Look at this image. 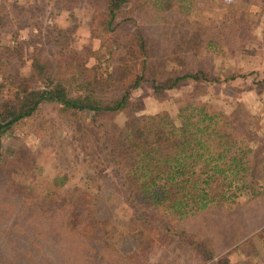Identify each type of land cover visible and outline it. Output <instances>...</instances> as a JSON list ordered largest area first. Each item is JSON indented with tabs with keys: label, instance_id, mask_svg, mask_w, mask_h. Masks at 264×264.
Listing matches in <instances>:
<instances>
[{
	"label": "rangeland",
	"instance_id": "374dc122",
	"mask_svg": "<svg viewBox=\"0 0 264 264\" xmlns=\"http://www.w3.org/2000/svg\"><path fill=\"white\" fill-rule=\"evenodd\" d=\"M106 2L0 0V81L29 76L38 56L71 61L74 54L86 55L85 79L110 71L109 51L101 45L103 33L94 21L105 14ZM233 2L184 0L179 18L161 13L154 18V13L148 16L142 10L129 13L146 36L160 34L157 42L165 46L161 65L153 63L149 69L151 76L163 75L167 69L181 72L188 65L202 68L207 77L187 79L157 94L151 83L143 82L131 90L124 108L103 114L83 112L85 125L58 112L53 103H43L1 136L0 264H76L74 245L85 246L92 237L71 238L61 229L67 227L62 214L52 217L50 200L56 196H48V191L56 182H62L63 190L73 191L79 184L94 193L103 185L98 212L109 218L110 228L116 224L111 233L115 237L108 235V241L124 259L112 257L110 248L104 246L105 251H99L103 259L92 262L89 258L88 264H264V194L250 203L245 191L231 206L226 205L228 212L233 208L230 214L225 208L228 215L224 208L184 219L163 213L155 221L132 225L129 221L137 211L125 202L124 191L105 186L115 184L112 164L104 169L108 180H97L88 169L93 162L103 169L107 159L101 146L117 140V133L132 117L167 114L181 124L183 108L205 103L208 110L223 113L231 127L238 129L251 150L249 166L258 174L257 190L264 189V0L237 5L233 24L228 25L226 9ZM135 4L136 0H128L124 9ZM121 19L117 18V34L129 38L137 25ZM205 30L216 38L215 49L200 46L193 56H184L186 63L168 60L183 33L189 36ZM148 43L156 49L157 43ZM97 51L103 60H98ZM240 121L248 123L251 134L240 131L242 126L236 125ZM6 187L16 191L5 192ZM107 196L112 200L105 202ZM12 231H25L26 237L18 241Z\"/></svg>",
	"mask_w": 264,
	"mask_h": 264
},
{
	"label": "trees",
	"instance_id": "16d2710c",
	"mask_svg": "<svg viewBox=\"0 0 264 264\" xmlns=\"http://www.w3.org/2000/svg\"><path fill=\"white\" fill-rule=\"evenodd\" d=\"M127 1L107 0L105 14L94 20L96 29L103 33L101 45L109 51L106 61L112 67L110 71H101L85 79L82 72L86 55L74 54L70 57L71 61L38 56L29 76L10 78L7 75L6 80L0 81V138L9 128L31 116L43 103H53L58 112L85 125L87 120L83 112L103 114L120 110L129 103L131 90L140 87L143 82L151 83L152 91L157 94L177 88L187 79L197 80L204 75L202 68L187 65L181 72L167 69L163 75L151 76L149 69L153 63L161 65L159 57L162 58V53L166 51L165 46L161 41L157 42L160 34L154 38L146 36L134 15L129 14L142 10L148 16L154 13V18L160 13L174 14L179 18L184 0H136L133 8L124 9ZM251 1L234 0L229 4L225 22L233 24L234 8ZM119 16L121 20L134 21L137 25L136 33L131 32L129 38L117 34ZM148 42L157 43L156 49ZM200 46L202 49H215L218 42L209 30L189 36L183 33L170 50L168 60L174 58L173 62H180L181 59L186 63L184 56H193ZM96 54L98 60L104 59L98 51ZM207 75L208 72L204 76ZM180 117L181 124L174 123L167 114L132 117L117 133V140L101 146L107 159L103 169H99L94 162L88 166L97 180H108L104 169L108 163L112 164L116 185L109 182L105 186H117L118 191H124L125 202L137 211L129 221L132 225L139 221H155L163 213L184 219L219 208H224V213L226 208L230 214L233 208L229 207L228 212L226 205L231 206L236 202L235 197L244 195L245 191L250 194L247 199L250 203L264 194V189L257 190L258 174L249 166L251 150L242 135L238 134V129L235 130L233 125L231 127L226 115L208 110L205 103H197L183 108ZM236 125L242 126L240 131L245 129L248 135L251 134L248 123L240 121ZM62 186V182H56L48 191V196H56L50 200L52 217L62 214L67 227L61 229L71 238H76L75 235L84 240H88L86 236L92 237L85 246L74 245L77 252L74 262L88 264L86 261L89 258L92 262L103 259L100 252L105 251L104 246L110 248L112 257L115 255L122 259L115 245L108 241L113 228H117L116 224L110 228L109 218L105 219L98 212L101 206L99 191L103 185L95 193L79 184L73 191L63 190ZM4 191L15 192L16 188L11 190L6 187ZM111 200V196H107L105 202ZM15 227L12 225V230H16ZM12 235L19 236V241L26 237V232L15 231L13 234L12 231Z\"/></svg>",
	"mask_w": 264,
	"mask_h": 264
}]
</instances>
